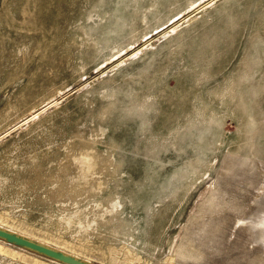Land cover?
I'll return each instance as SVG.
<instances>
[{
    "label": "rangeland",
    "instance_id": "rangeland-1",
    "mask_svg": "<svg viewBox=\"0 0 264 264\" xmlns=\"http://www.w3.org/2000/svg\"><path fill=\"white\" fill-rule=\"evenodd\" d=\"M263 216L264 0H0L1 226L97 264H264Z\"/></svg>",
    "mask_w": 264,
    "mask_h": 264
},
{
    "label": "water",
    "instance_id": "water-1",
    "mask_svg": "<svg viewBox=\"0 0 264 264\" xmlns=\"http://www.w3.org/2000/svg\"><path fill=\"white\" fill-rule=\"evenodd\" d=\"M0 240L60 264H97L2 226Z\"/></svg>",
    "mask_w": 264,
    "mask_h": 264
},
{
    "label": "bare ground",
    "instance_id": "bare-ground-1",
    "mask_svg": "<svg viewBox=\"0 0 264 264\" xmlns=\"http://www.w3.org/2000/svg\"><path fill=\"white\" fill-rule=\"evenodd\" d=\"M53 102V101H52ZM43 109V108H42ZM41 109V110H42ZM41 110H38V111H35V112H33L32 114H30L25 120H23L21 123H23V122H25V121H27L29 118H31V117H33V116H35V115H37ZM20 123V124H21ZM1 226V225H0ZM3 227V226H2ZM8 229V228H7ZM11 230V229H10ZM260 230L262 231L261 232V235H262V237H264V217L261 219V227H260ZM16 232V231H15ZM21 234V233H20ZM23 234V233H22ZM24 235V234H23ZM26 236V235H25ZM29 237V236H28ZM31 238H36V237H31ZM38 238H36V240H37ZM1 241V240H0ZM40 241V240H39ZM3 242V241H2ZM42 242V241H41ZM45 242H47V241H45ZM44 242V243H45ZM47 243H49V242H47ZM46 243V244H47ZM8 244V243H7ZM11 245V244H10ZM50 245V244H49ZM12 246H14V245H12ZM52 246V245H51ZM16 247V246H15ZM53 247H55V246H53ZM17 248H19V247H17ZM57 248V247H56ZM21 249V248H20ZM59 249V248H58ZM24 250V249H23ZM60 250H62V249H60ZM26 251V250H25ZM64 251V250H63ZM28 252V251H27ZM66 252V251H65ZM31 253V252H30ZM36 255V254H35ZM74 255V254H73ZM39 256V255H38ZM77 256V255H76ZM39 257H42V256H39ZM79 257V256H78ZM42 258H44V257H42ZM47 259V258H46ZM85 259V258H84ZM48 260H50V259H48ZM87 260V259H86ZM51 261H53V260H51ZM55 262V261H54ZM56 263H58V262H56ZM60 264V263H59Z\"/></svg>",
    "mask_w": 264,
    "mask_h": 264
},
{
    "label": "crops",
    "instance_id": "crops-1",
    "mask_svg": "<svg viewBox=\"0 0 264 264\" xmlns=\"http://www.w3.org/2000/svg\"><path fill=\"white\" fill-rule=\"evenodd\" d=\"M264 217V216H263ZM262 217V218H263ZM262 218H259V222H258V225H257V232H258V234H260V239L264 242V237H262V235H261V230H260V227H261V219Z\"/></svg>",
    "mask_w": 264,
    "mask_h": 264
}]
</instances>
